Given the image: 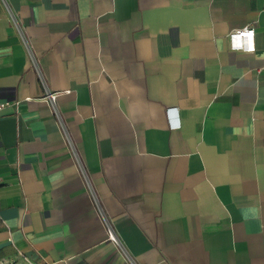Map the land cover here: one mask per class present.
Here are the masks:
<instances>
[{
    "label": "crops",
    "instance_id": "obj_1",
    "mask_svg": "<svg viewBox=\"0 0 264 264\" xmlns=\"http://www.w3.org/2000/svg\"><path fill=\"white\" fill-rule=\"evenodd\" d=\"M0 102V260L264 264V0H0Z\"/></svg>",
    "mask_w": 264,
    "mask_h": 264
},
{
    "label": "built area",
    "instance_id": "obj_2",
    "mask_svg": "<svg viewBox=\"0 0 264 264\" xmlns=\"http://www.w3.org/2000/svg\"><path fill=\"white\" fill-rule=\"evenodd\" d=\"M11 16L13 17V14L10 12ZM254 27L252 25H246V26H242L239 28H234L231 30L230 35H236L239 38V44H237L236 46L234 45L233 47L236 49H244L246 51H251L253 49V47L251 46V38L254 35ZM248 45V46H246ZM31 55V54H30ZM31 60L32 63L35 62V59L33 58V55H31ZM56 95L57 92L55 90H51L48 87L45 86V90L42 93V98H44L48 104V106L53 110V111H57V107H56ZM3 105L2 102H0V108ZM57 113V112H56ZM66 143L68 145L69 151L72 155V157L75 160L76 166H77V170L82 174V176L85 179L86 182V186H87V191L91 192L92 194H94L93 190H92V184L90 181V178L88 177L87 172L85 171V167L83 165V161L78 153V150L75 146V144L72 142V140L70 139V137L68 136V134H66ZM105 218V217H104ZM106 220V218H105ZM106 232H107V237L112 240L115 243H119L118 238L113 230V228L110 226V224L108 223V221L106 220ZM129 263L130 264H136L135 262H133L130 258H129ZM0 264H19L16 260H9V259H1L0 260ZM32 264V263H31Z\"/></svg>",
    "mask_w": 264,
    "mask_h": 264
},
{
    "label": "clouds",
    "instance_id": "obj_3",
    "mask_svg": "<svg viewBox=\"0 0 264 264\" xmlns=\"http://www.w3.org/2000/svg\"><path fill=\"white\" fill-rule=\"evenodd\" d=\"M235 50V49H234Z\"/></svg>",
    "mask_w": 264,
    "mask_h": 264
}]
</instances>
